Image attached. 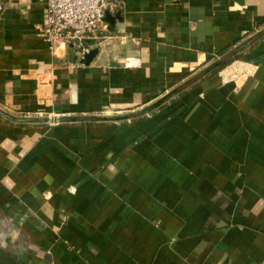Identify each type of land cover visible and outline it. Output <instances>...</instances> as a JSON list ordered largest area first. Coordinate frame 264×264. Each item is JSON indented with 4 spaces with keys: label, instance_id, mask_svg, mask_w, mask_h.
I'll use <instances>...</instances> for the list:
<instances>
[{
    "label": "crops",
    "instance_id": "1",
    "mask_svg": "<svg viewBox=\"0 0 264 264\" xmlns=\"http://www.w3.org/2000/svg\"><path fill=\"white\" fill-rule=\"evenodd\" d=\"M121 1L0 0V264H264V0Z\"/></svg>",
    "mask_w": 264,
    "mask_h": 264
},
{
    "label": "built area",
    "instance_id": "2",
    "mask_svg": "<svg viewBox=\"0 0 264 264\" xmlns=\"http://www.w3.org/2000/svg\"><path fill=\"white\" fill-rule=\"evenodd\" d=\"M42 1L46 4L45 42L54 52L61 45H76L82 58L107 37V14L123 6L121 0Z\"/></svg>",
    "mask_w": 264,
    "mask_h": 264
},
{
    "label": "water",
    "instance_id": "3",
    "mask_svg": "<svg viewBox=\"0 0 264 264\" xmlns=\"http://www.w3.org/2000/svg\"><path fill=\"white\" fill-rule=\"evenodd\" d=\"M99 52H100L99 45L92 46L90 52L84 56V58L82 59L81 63L83 65H85V66L91 65V63L99 55ZM0 116L4 117V118H7V119H10V120H12L14 122H18V123L29 121V119H27V118H19V117H15V116L9 115L7 112H5L2 109H0Z\"/></svg>",
    "mask_w": 264,
    "mask_h": 264
}]
</instances>
